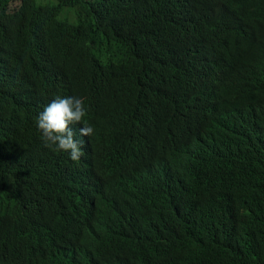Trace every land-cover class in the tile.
Returning a JSON list of instances; mask_svg holds the SVG:
<instances>
[{
    "label": "trees",
    "instance_id": "obj_1",
    "mask_svg": "<svg viewBox=\"0 0 264 264\" xmlns=\"http://www.w3.org/2000/svg\"><path fill=\"white\" fill-rule=\"evenodd\" d=\"M0 264H264V0H0Z\"/></svg>",
    "mask_w": 264,
    "mask_h": 264
},
{
    "label": "clouds",
    "instance_id": "obj_2",
    "mask_svg": "<svg viewBox=\"0 0 264 264\" xmlns=\"http://www.w3.org/2000/svg\"><path fill=\"white\" fill-rule=\"evenodd\" d=\"M86 116L85 101L80 97H56L38 114L35 124L46 147L69 154L72 161L83 155L81 142L69 125L80 124V136H92L94 128L84 122Z\"/></svg>",
    "mask_w": 264,
    "mask_h": 264
},
{
    "label": "rangeland",
    "instance_id": "obj_3",
    "mask_svg": "<svg viewBox=\"0 0 264 264\" xmlns=\"http://www.w3.org/2000/svg\"><path fill=\"white\" fill-rule=\"evenodd\" d=\"M40 1H46V0H40ZM105 50L107 51L106 52L107 57L105 58L99 57V54L101 52H104ZM125 52L126 50L124 47L118 46L113 43H107L102 39H100L99 48L96 50V57L99 58V60L102 63H106V62L119 63L123 60Z\"/></svg>",
    "mask_w": 264,
    "mask_h": 264
},
{
    "label": "bare ground",
    "instance_id": "obj_4",
    "mask_svg": "<svg viewBox=\"0 0 264 264\" xmlns=\"http://www.w3.org/2000/svg\"><path fill=\"white\" fill-rule=\"evenodd\" d=\"M123 132V131H122ZM122 143V142H121Z\"/></svg>",
    "mask_w": 264,
    "mask_h": 264
}]
</instances>
